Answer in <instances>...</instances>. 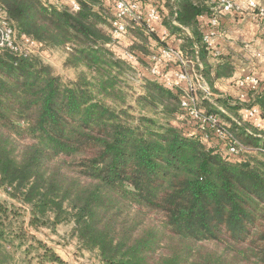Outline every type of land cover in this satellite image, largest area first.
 <instances>
[{
    "label": "trees",
    "instance_id": "1",
    "mask_svg": "<svg viewBox=\"0 0 264 264\" xmlns=\"http://www.w3.org/2000/svg\"><path fill=\"white\" fill-rule=\"evenodd\" d=\"M75 1L77 11L0 0L15 46L27 38L63 51L76 74L66 80L39 54L0 49V264H72L35 233L59 227L99 264H264V128L240 115L255 107L264 119V84L244 103L213 87L230 68L224 56L215 70L207 61L211 5L165 0L155 31L130 22L124 35L147 67L171 47L162 31L177 36L207 91L158 78L136 91L132 63L112 50L121 43L113 6ZM159 65L171 77L181 66ZM187 95L197 117L182 106Z\"/></svg>",
    "mask_w": 264,
    "mask_h": 264
},
{
    "label": "built area",
    "instance_id": "2",
    "mask_svg": "<svg viewBox=\"0 0 264 264\" xmlns=\"http://www.w3.org/2000/svg\"><path fill=\"white\" fill-rule=\"evenodd\" d=\"M63 3L68 4L74 11L79 10L78 4L75 0H60ZM104 4H111L113 6L115 15L111 22V32L114 40H119L127 32V28L130 22H144L147 31H155V25L160 21L158 8L156 5L143 2L141 0H100ZM209 5H211L212 14L207 19V29L203 34V42L206 45V48L209 51V54L213 58H218L220 53L216 50V39L220 34L219 26L222 15L231 14L237 11L235 3L230 0H205ZM248 7L255 13L256 19L264 18V9L259 7L255 0H248ZM165 35V33H164ZM16 40L14 37L13 30L6 23L4 17L0 14V49L10 48L11 50L19 51L20 54H35L36 52L32 51L35 46L42 47L37 45L34 42L30 41L27 38H23V42L18 43L19 46H15ZM125 58L131 63L136 62V57L127 51L124 52ZM150 65L147 68V72L155 77L160 79L166 84L175 87H184L186 91L191 90L192 88L201 87L205 91L204 83L202 82L200 76L195 71H189L187 69V62L184 59L183 54L177 47H168L163 49L155 50V53L150 56ZM179 62L181 66L179 69L174 71L172 77L161 72L158 69L159 64H164L166 62ZM192 64V63H190ZM237 85L240 87L247 88H256L259 82L252 76H246L242 79H239ZM193 101L192 98H189L188 95L185 97L182 106L186 109H189V113L197 117L198 114L194 108H191L189 104ZM260 111L257 108H250L245 111V116L248 119L258 117ZM215 134L220 139L225 138V133L221 130H216ZM194 132L190 133V136H193ZM231 152H234V149H230Z\"/></svg>",
    "mask_w": 264,
    "mask_h": 264
},
{
    "label": "crops",
    "instance_id": "3",
    "mask_svg": "<svg viewBox=\"0 0 264 264\" xmlns=\"http://www.w3.org/2000/svg\"><path fill=\"white\" fill-rule=\"evenodd\" d=\"M152 5H157L164 12L165 0H142ZM235 3L237 11L234 13L224 14L220 20V34L216 39V50L219 56L227 57L229 60L228 77L217 78L213 81V87L222 97H229L241 103L247 102L248 88L240 87L237 81L246 76L254 77L259 83L264 84V18L256 19L255 13L249 9L248 0H230ZM259 7L264 9V0H255ZM161 29L160 31H162ZM162 33L168 36L167 44L171 47H180L181 40L173 36L170 32L163 30ZM135 37L127 35L121 38V43L113 45L112 50L124 49L128 45L137 43ZM117 47V48H116ZM116 53V52H115ZM138 55H142L138 52ZM150 58V57H149ZM145 59L148 60V57ZM218 58H213L208 54L207 61L215 70ZM133 68L142 74H148L147 64L143 61L132 63ZM146 65V66H143ZM147 72V73H146ZM214 73V71H213ZM244 109L240 112L243 120L250 122L257 128H264V119L259 115L252 119L245 116Z\"/></svg>",
    "mask_w": 264,
    "mask_h": 264
},
{
    "label": "rangeland",
    "instance_id": "4",
    "mask_svg": "<svg viewBox=\"0 0 264 264\" xmlns=\"http://www.w3.org/2000/svg\"><path fill=\"white\" fill-rule=\"evenodd\" d=\"M32 51L36 52L35 54H39L43 60V63L51 66L53 70L64 79L74 80V78H76V74L72 69H66L63 67V62L65 59V53L63 51H46L42 47L38 46H35ZM125 51L126 50L124 49L115 50L118 56L123 55ZM133 71L134 73L129 76V82L135 87L136 91H141L140 85L142 78L143 80L147 78L151 80L156 79L149 73L142 74L135 69ZM35 233H37V235L50 247H53L62 258L71 262L72 264H99L97 258L94 255L84 252L77 247V243L71 237L70 229L68 227H59L56 234H51L49 230Z\"/></svg>",
    "mask_w": 264,
    "mask_h": 264
}]
</instances>
